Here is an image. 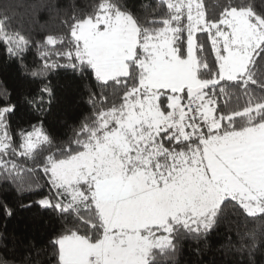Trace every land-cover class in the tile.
I'll use <instances>...</instances> for the list:
<instances>
[{
  "label": "trees",
  "instance_id": "trees-1",
  "mask_svg": "<svg viewBox=\"0 0 264 264\" xmlns=\"http://www.w3.org/2000/svg\"><path fill=\"white\" fill-rule=\"evenodd\" d=\"M200 2L211 22L233 8H250L264 20V0ZM104 3L133 18L141 43L169 20L177 29L178 51L186 55L188 19L178 17L167 0H0V125L7 139L0 145V264H65L61 237L79 234L98 243L107 232L94 183H78L83 195L74 201L51 171L54 162L84 152L101 137L110 112L123 113L129 92L140 84V47L129 60V73L108 81L77 56L76 24L96 19ZM196 43L198 75L211 83L204 93L215 105L217 127L212 130L199 112L197 133L188 127V138L168 127L149 143L141 141V158L151 155L152 169H167L180 154L202 150L203 139L212 134L264 123V41L246 75L218 81L219 61L208 32H198ZM184 96L188 99V91ZM37 131L40 140L26 147ZM45 198L49 205L41 203ZM212 212V218L208 212L190 224L170 219V243L152 247L147 264H264V211L249 213L227 197ZM149 231L165 232L158 226L142 230Z\"/></svg>",
  "mask_w": 264,
  "mask_h": 264
},
{
  "label": "rangeland",
  "instance_id": "rangeland-1",
  "mask_svg": "<svg viewBox=\"0 0 264 264\" xmlns=\"http://www.w3.org/2000/svg\"><path fill=\"white\" fill-rule=\"evenodd\" d=\"M167 1L178 17L184 14L188 19L185 56L178 51L177 29L169 20L156 35L141 43L133 18L123 12H111L109 3L101 6L96 26L92 27V19L75 26L77 56L93 66L100 80L127 75L129 60L139 54V47L143 52L138 59L142 77L139 87L129 92L124 112L117 116L114 110L110 112L112 115L103 124L107 129L95 144L71 158L54 162L51 171L54 179L68 188L74 201L83 195L78 183L93 182L95 196L100 198L96 202L106 221L110 212L107 215L103 205H113L124 194L133 192L131 196H138L127 202L134 211L122 203L111 222L117 227L112 233L117 231L119 235L115 242L102 246L101 242L93 243L79 234L61 237L59 245L65 264H147L152 247L170 243L167 231L172 221L190 224L214 211L227 197L238 199L249 213L264 211V123L241 131L212 134L203 139L202 150L180 154L167 169H152L148 163L151 155L141 158L145 155L140 140L149 143L151 135L167 127L174 115L177 121L172 128L181 127L182 137L190 136L183 117V106L189 99L184 92L208 83L198 75L202 66L196 52L198 32H208L218 57L220 68L215 81L246 75L264 41V20L250 8H233L220 20L211 22L206 19L200 0ZM194 100L202 119L213 130L217 127L212 120L213 101L204 92ZM162 102L169 107L167 110ZM40 138L39 131L32 133L26 147L35 146ZM138 162L141 165H136ZM127 176L140 185L138 193L137 188L123 186L128 182ZM147 199L156 205L158 200L157 207L147 208L146 201L142 204ZM41 203L49 205L50 201L45 198ZM154 226L165 232H142Z\"/></svg>",
  "mask_w": 264,
  "mask_h": 264
},
{
  "label": "crops",
  "instance_id": "crops-1",
  "mask_svg": "<svg viewBox=\"0 0 264 264\" xmlns=\"http://www.w3.org/2000/svg\"><path fill=\"white\" fill-rule=\"evenodd\" d=\"M86 20V19H85ZM85 20H83V21H85ZM94 20V21H93ZM97 20H99V17L97 18ZM97 20H95V19H92V22L93 23H95ZM81 22V21H80ZM97 23V22H96ZM96 23L95 24H93L92 25V27H94V26H96ZM90 28V27H89ZM172 121H170L169 122V125L167 126V127H164V128H159V130L161 131L162 129H165V128H168V127H172V125L174 124V122H176L177 121V118H176V116L174 115L173 117H172V119H171ZM187 127V126H186ZM181 127H178V129L177 128H175V127H173V129H176V130H178L180 133H182V130L180 129ZM188 128V127H187ZM182 135H184L183 133H182ZM140 141H144V139L142 138ZM93 144H95V141L93 142ZM131 175H134V174H131V173H129V176H131ZM169 179H170V176L168 177ZM128 182H125L124 183V185L123 186H125V187H129L130 188V186L133 188H137L136 190H135V193H138L139 192V187H140V185L139 184H135L134 182H132V180H131V178H129L128 176H127V179H126ZM133 194V192L131 193V194H124V196L122 197V198H120L119 200H116L115 202H114V204L112 205H110V204H107V206L106 205H103V207L106 209V213H107V215L109 214V212H110V214H109V218H108V220L106 221V218L104 219L105 220V222H106V224H108V226H107V232H106V234H105V236H104V238H103V240L101 241V244H102V246H107L108 244H111V243H113V242H115L116 240H117V236H119L118 235V233H117V231L115 232V233H112L113 231H115L116 229H117V227H114L113 226V224H111V222H113L114 221V217H115V215L119 212V210H120V206H121V204L122 203H126L127 204V202H129V201H132L134 198H137V196H138V194H136V196H131ZM118 197H120V196H118ZM100 198H97V196H96V200H97V202H98V200H99ZM155 200V199H154ZM126 201V202H125ZM145 201H146V203H145ZM156 201V203H157V205H158V200H155ZM149 202V203H148ZM145 203V206L147 207V208H150V207H154V208H156L157 207V205L156 204H153L152 203V200H150V199H147V200H144L143 201V203L142 204H144ZM130 204V203H129ZM129 204H127L128 206V209H130L131 211H134L133 210V208L132 207H130L129 206ZM100 210H102V209H100ZM102 212V211H101ZM102 215H103V212H102ZM170 219L171 218H169V220L168 221H170ZM110 225V226H109ZM119 227V226H118ZM104 253H105V251H104ZM65 263V262H64Z\"/></svg>",
  "mask_w": 264,
  "mask_h": 264
},
{
  "label": "built area",
  "instance_id": "built-area-1",
  "mask_svg": "<svg viewBox=\"0 0 264 264\" xmlns=\"http://www.w3.org/2000/svg\"><path fill=\"white\" fill-rule=\"evenodd\" d=\"M199 106L196 101L189 100L183 106V117L189 128H191L194 133L197 132L198 129V121H199ZM1 125H0V143H4L7 139H5L1 133ZM1 145V144H0Z\"/></svg>",
  "mask_w": 264,
  "mask_h": 264
},
{
  "label": "water",
  "instance_id": "water-1",
  "mask_svg": "<svg viewBox=\"0 0 264 264\" xmlns=\"http://www.w3.org/2000/svg\"><path fill=\"white\" fill-rule=\"evenodd\" d=\"M210 84L211 83H207L201 87L189 89L188 90V98L194 99L198 94L204 92L210 86Z\"/></svg>",
  "mask_w": 264,
  "mask_h": 264
}]
</instances>
